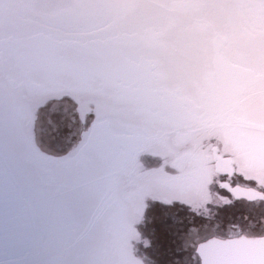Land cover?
Returning <instances> with one entry per match:
<instances>
[{"label":"rangeland","instance_id":"1","mask_svg":"<svg viewBox=\"0 0 264 264\" xmlns=\"http://www.w3.org/2000/svg\"><path fill=\"white\" fill-rule=\"evenodd\" d=\"M31 85L61 99L10 124ZM215 140L264 175V0H0V161L38 246L0 264H191Z\"/></svg>","mask_w":264,"mask_h":264},{"label":"flooded vegetation","instance_id":"2","mask_svg":"<svg viewBox=\"0 0 264 264\" xmlns=\"http://www.w3.org/2000/svg\"><path fill=\"white\" fill-rule=\"evenodd\" d=\"M197 139L199 137L195 140L188 139V142L192 151L200 152L204 145L203 141ZM210 153L212 171L209 181L198 184L204 195L198 198L201 206L195 215L202 219L207 218L210 211H216H212L208 220L211 232L200 241L209 237L264 236V175L259 170L250 172L243 161H236L227 147H222L217 140L211 146ZM181 201L187 205L186 201ZM195 246L191 253V264H198Z\"/></svg>","mask_w":264,"mask_h":264},{"label":"crops","instance_id":"3","mask_svg":"<svg viewBox=\"0 0 264 264\" xmlns=\"http://www.w3.org/2000/svg\"><path fill=\"white\" fill-rule=\"evenodd\" d=\"M37 57L41 59V56ZM34 89L36 92L29 95V92ZM12 90L15 89L12 88ZM60 90L61 88L56 92L45 94V91H42L39 86L31 85V88L25 90L21 100L19 99L23 104L25 103L23 106L8 107L13 111L8 118L11 120L10 124H22V121L27 124L31 119H34L32 123H35L36 119L41 118L40 113L37 114V110L47 105L50 100L61 99L59 98ZM50 95H53L52 99H48ZM43 109L45 108L43 107ZM86 124H91V120L89 119ZM10 171V167L3 165L0 161V261L12 259L18 255H26L38 249L37 232L25 195L14 181Z\"/></svg>","mask_w":264,"mask_h":264},{"label":"water","instance_id":"4","mask_svg":"<svg viewBox=\"0 0 264 264\" xmlns=\"http://www.w3.org/2000/svg\"><path fill=\"white\" fill-rule=\"evenodd\" d=\"M194 250L198 264H264V236L209 237Z\"/></svg>","mask_w":264,"mask_h":264},{"label":"trees","instance_id":"5","mask_svg":"<svg viewBox=\"0 0 264 264\" xmlns=\"http://www.w3.org/2000/svg\"><path fill=\"white\" fill-rule=\"evenodd\" d=\"M171 52H174V51H171ZM193 53V52H192ZM176 56H178V57H180L179 55H176ZM181 58V61H182V63H184V65L186 66V61L184 60V59H186V57H180ZM171 61H173L172 60V57H171ZM185 66H183L182 68H180V70H183L184 71V69H185ZM195 70V69H194ZM195 74L193 73L192 75H186V77H188V76H194ZM93 97V96H92ZM83 99H86L85 100V102H84V105H81V101L83 100ZM73 102H74V104H75V107H76V111H77V113H78V116H79V118H81L82 120L85 118V117H88L91 121H93V120H96V119H98L99 118V115H100V113L96 110L97 109V107H96V102L95 101H93L92 99H91V96L90 95H86L85 97H83V98H81V99H78L76 96L73 98ZM82 108H89L88 110H85V111H81L82 110ZM129 116V115H128ZM130 116H133V112H131V114H130ZM142 125V124H141ZM89 126H90V124H85L84 126H83V130H82V132H81V135L83 136H85V134H86V132L88 131V129H89Z\"/></svg>","mask_w":264,"mask_h":264},{"label":"bare ground","instance_id":"6","mask_svg":"<svg viewBox=\"0 0 264 264\" xmlns=\"http://www.w3.org/2000/svg\"><path fill=\"white\" fill-rule=\"evenodd\" d=\"M106 148H107V146H106Z\"/></svg>","mask_w":264,"mask_h":264}]
</instances>
